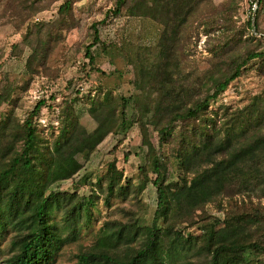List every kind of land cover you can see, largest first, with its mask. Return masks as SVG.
Returning a JSON list of instances; mask_svg holds the SVG:
<instances>
[{
	"label": "trees",
	"instance_id": "1",
	"mask_svg": "<svg viewBox=\"0 0 264 264\" xmlns=\"http://www.w3.org/2000/svg\"><path fill=\"white\" fill-rule=\"evenodd\" d=\"M242 0H113L105 17L124 14L152 21L157 36L151 57L134 62L133 91L89 99V115L96 126L88 131L79 121L73 98H64L51 140L38 129L37 117L46 100L39 99L25 118L14 123L11 114L0 117V239L8 228L10 253L1 264H53L65 242L92 218L98 198L91 186L88 196L57 192L51 185L74 177L83 160L96 151L109 134L124 137L136 123L141 137L144 179L134 185L115 159L95 185L105 192L104 202L141 193L148 182L156 189L150 224L141 225L134 212L126 222L100 228L95 240L75 254L74 264H264V88L240 109V115L219 125L210 102L241 77L249 63L264 75V0L239 25L234 19ZM73 0H64L52 21L33 22L23 34L29 48L28 73L50 76L46 65L54 35L51 30L76 26ZM105 19V18H104ZM101 21H105V20ZM49 30L42 34L45 27ZM95 28V27H94ZM207 35L209 66L194 74L189 64L199 34ZM259 34V36H257ZM44 35V36H43ZM120 55L106 46L94 29L85 56L94 65L99 52ZM14 47L18 44H13ZM13 104L10 93H0V104ZM131 108L128 114V108ZM149 125L157 135L150 139ZM177 162L176 178L168 179L163 146ZM125 154V158H126ZM146 170L155 175L149 179ZM86 183V180H83ZM93 189V190H92ZM256 197L258 201H254ZM214 202L222 217L209 215ZM62 210L59 221L56 211ZM197 225L200 234L187 232Z\"/></svg>",
	"mask_w": 264,
	"mask_h": 264
},
{
	"label": "rangeland",
	"instance_id": "2",
	"mask_svg": "<svg viewBox=\"0 0 264 264\" xmlns=\"http://www.w3.org/2000/svg\"><path fill=\"white\" fill-rule=\"evenodd\" d=\"M63 1L0 0V93H10L14 102L0 104V117L11 114L14 123L18 124L35 103L43 98L46 104L37 117V124L48 141L56 133L59 105L64 98L74 99V107L80 123L91 131L96 126V121L88 113L90 98L101 97L107 90H111L113 95L129 96L133 91L134 62L152 56L149 48H153L158 31L157 26L147 19L133 18L123 13L117 17H105L112 7L113 0H73L72 12L76 26L69 30H51L55 37L52 41V49L46 57V65L57 72L45 76L39 69L37 73L30 74L25 66L29 48L21 44L23 34L33 22L54 20L57 17V9ZM212 1L219 4L224 0ZM251 5V0H242L239 3L234 16L237 25L251 12ZM103 19L104 22L101 21ZM259 25L264 28V14L259 18ZM94 27L98 30V38L102 44L114 45L120 48L122 53L120 55L100 53L99 45L96 44L92 50L99 52V55L94 65L88 63L85 52L86 46L94 39ZM44 30L42 34H45L49 28L46 26ZM206 39L207 35L199 34L189 57V64L195 70L190 76V81L193 83L196 82L194 78L196 69L202 70L209 66L208 58L211 54L207 50ZM13 44L18 46L14 47ZM254 63L255 61L249 63L245 74L232 81L224 92L210 102L209 110L217 111L216 118L220 126L238 117L243 105L252 96L262 92L264 75L257 73ZM130 112L129 107L128 114ZM148 128L151 141L156 149H159L153 125H149ZM160 149L164 155H168L165 159L166 176L169 180L176 178L179 172L176 160L169 154L167 145ZM125 154H127L126 158ZM142 155L139 129L137 124L133 123L124 137L107 135L89 160H83L84 158L81 157L83 167L78 174L51 185L50 188L57 192H74L78 196H88L92 186L98 196L92 206L91 220L73 238L65 242L53 264H74L75 254L83 247L92 244L96 238L95 233L100 228L112 226L114 221H128L129 212H134L141 225L150 224L156 206V189L151 182H148L138 195H134V191H131L126 196L110 198L108 203L104 202L105 192L95 185L97 179L106 172L107 163L113 159L127 179H130L134 185L141 183L144 179L143 173L139 170L144 164ZM146 172L149 179L155 177L149 170ZM83 180H86V183H83ZM253 200L258 201L256 197H253ZM260 200L263 202L264 197ZM205 209L209 215L222 217V211L214 202L208 203ZM61 214L62 210L56 211L55 218L59 223ZM200 230L195 225L186 231L196 235L200 234ZM10 236V228L1 236L0 264L10 253ZM258 257L264 260V255ZM175 262L179 264L180 259Z\"/></svg>",
	"mask_w": 264,
	"mask_h": 264
},
{
	"label": "water",
	"instance_id": "3",
	"mask_svg": "<svg viewBox=\"0 0 264 264\" xmlns=\"http://www.w3.org/2000/svg\"><path fill=\"white\" fill-rule=\"evenodd\" d=\"M258 2H259V0H256V1H255V5H254V8H253V12H252V14H251V22H252L253 32H254V33H256V31H255V23H254V21H255V12H256V7H257V5H258Z\"/></svg>",
	"mask_w": 264,
	"mask_h": 264
}]
</instances>
